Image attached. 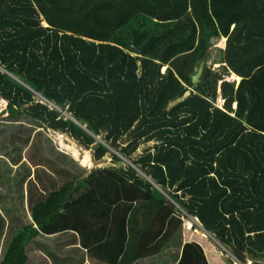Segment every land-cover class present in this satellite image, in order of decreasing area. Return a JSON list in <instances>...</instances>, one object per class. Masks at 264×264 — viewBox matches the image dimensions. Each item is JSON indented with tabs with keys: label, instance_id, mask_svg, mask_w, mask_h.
<instances>
[{
	"label": "trees",
	"instance_id": "16d2710c",
	"mask_svg": "<svg viewBox=\"0 0 264 264\" xmlns=\"http://www.w3.org/2000/svg\"><path fill=\"white\" fill-rule=\"evenodd\" d=\"M135 30L141 46L154 39L141 56ZM214 37L228 39L222 64L237 88L208 67L192 82ZM0 96L10 117L113 158L33 198L0 264H28L34 241L65 232L90 258L134 264L170 248L189 217L209 237L186 229L180 264H264V0H0Z\"/></svg>",
	"mask_w": 264,
	"mask_h": 264
},
{
	"label": "rangeland",
	"instance_id": "374dc122",
	"mask_svg": "<svg viewBox=\"0 0 264 264\" xmlns=\"http://www.w3.org/2000/svg\"><path fill=\"white\" fill-rule=\"evenodd\" d=\"M222 39L223 37L211 39L207 58L198 64L197 69L204 65L223 74L226 79L229 77V70L222 64L223 51L226 48V41H222ZM221 47L225 48L221 49ZM217 64L223 66L217 67ZM231 82L235 84L234 80ZM219 93L218 107L223 109L225 105L220 90ZM189 96L190 92L182 100L172 104L170 108L183 102ZM9 103L8 100L5 101L0 96V259L5 256L17 231L32 223L30 211L34 203L37 204L44 200L51 191L61 188L65 183L73 181L75 177L89 176L95 168L110 166L113 162L111 152H107L103 160L95 159L96 143L91 148H87L68 132L48 129L42 123L25 116L10 117L7 113ZM4 104H6L5 107ZM104 138L105 133L98 136V140ZM72 141L78 145H75L76 148H74L76 153L67 147L68 144L73 143ZM104 143L107 144L105 140ZM154 144L155 141L142 144L134 154V158L139 157L145 149L154 146ZM79 147L82 152L86 150L91 152L93 164L88 165L87 161L85 165L83 164L81 158L83 156L77 154L80 152ZM126 162L131 163L127 160ZM83 192H87V190ZM33 198L34 203H32ZM186 229L190 231L188 240L192 242L197 241L196 236L200 234L209 237V234L201 227V223L189 217L173 239L174 244L171 243L170 249L173 251L169 253L172 256L177 255L178 249L180 253L184 245L189 242ZM65 233L67 234L61 233L63 235L55 238L41 236L32 243L29 247L31 254L29 264H90L89 260L93 258L89 259L88 253L84 250L63 247L65 242L75 240L74 232ZM216 248L223 252L219 245ZM220 254L222 255V253ZM229 256V254H223V257ZM97 261L93 259L91 263H97ZM230 263L238 264L235 259H231Z\"/></svg>",
	"mask_w": 264,
	"mask_h": 264
},
{
	"label": "crops",
	"instance_id": "0c3cea01",
	"mask_svg": "<svg viewBox=\"0 0 264 264\" xmlns=\"http://www.w3.org/2000/svg\"><path fill=\"white\" fill-rule=\"evenodd\" d=\"M224 40H226V46L225 47H227V42H228V39L227 38H225V37H223V39H222V41H224ZM225 47H223V49L225 48ZM222 48V47H221ZM226 49V48H225ZM218 67V66H217ZM231 72V74L229 75V79L231 80V76H232V74H234L232 71H230ZM236 75V74H235ZM239 78V77H238ZM235 81V80H234ZM240 81H242V78H239V80L238 81H235V87L237 88L238 87V85H239V83H240ZM232 83V82H231ZM226 101L224 100V105L226 104L225 103ZM237 108V105H234V109H236ZM65 234H67V233H64V235ZM74 234V236H75V240H71V241H67V242H65L64 244H63V247L65 248V249H69V247H71V248H73V249H76V248H79L81 251H83L84 250V252H87L88 253V251L86 250V249H84L82 246H81V244H80V236H79V234H75V233H73ZM59 235H63V234H57V235H52V236H47V237H51V238H55L56 236H59ZM44 236H46V235H44ZM34 242H36V241H34ZM33 242V243H34ZM30 247V246H29ZM167 248V249H166ZM171 248V247H170ZM169 248V246L168 247H165L164 248V250L159 254V255H156V256H154V257H150V258H146L145 260H138V261H135V263L134 264H180V261H181V259H182V256H183V248L181 249V252L179 253V249L177 250V255H174V256H172L169 252L170 251H173V250H171ZM223 250H225V248H223ZM166 251V252H165ZM39 252H41V251H39ZM29 253H30V249H29ZM31 255V254H30ZM30 259H31V257H30ZM89 259H91V258H89ZM224 259V263L225 264H232V263H230V261H229V259L227 258V257H225V258H223ZM92 261H93V259H91ZM91 260H89L90 261V264H92L91 263ZM96 261V260H95ZM226 261H227V263H226ZM237 261V263L238 264H258V263H256V261H254V260H252V259H250V258H247V259H245L244 260V263H240V261H238V260H236ZM29 263H30V260H29ZM28 263V264H29ZM100 263H101V261H100ZM100 263H98V261H97V263H93V264H100ZM210 263H211V261H210ZM212 264V263H211Z\"/></svg>",
	"mask_w": 264,
	"mask_h": 264
},
{
	"label": "water",
	"instance_id": "95a60500",
	"mask_svg": "<svg viewBox=\"0 0 264 264\" xmlns=\"http://www.w3.org/2000/svg\"><path fill=\"white\" fill-rule=\"evenodd\" d=\"M133 34H134V39H133L132 43L130 44V47H131L132 49H134V51H135V55H136V56H141V55L143 54V52L145 51V49L148 48V46L151 44L152 40H154V39H151L148 43H146L145 45L141 46V45H140V35L137 33L136 30L133 32ZM171 48H172V46H169V48L165 51V53L161 56V58H164V57L168 54V52H169V50H170ZM204 68H205V66H204V65H201V66L197 69V71L191 76V78H192V82H193V84L195 85V87H197V85H198V84L200 83V81H201L202 75H203V73H204ZM239 78H240V77H239ZM225 81L231 82V80L229 79V77H227V78L225 79ZM223 82H224V81H223ZM223 82H221V85L223 84ZM220 91H221V93H222V89H221V88H220ZM225 103H226V102H225ZM252 110H253V101H252L251 99H249V108H248V110H247V112H246V117H247V118L250 116ZM194 220H195L196 222H198V223H201L199 218H196V219H194ZM201 227H202V226H201ZM202 228H203L204 231H207L204 227H202ZM207 233L209 234L208 231H207Z\"/></svg>",
	"mask_w": 264,
	"mask_h": 264
},
{
	"label": "bare ground",
	"instance_id": "6f19581e",
	"mask_svg": "<svg viewBox=\"0 0 264 264\" xmlns=\"http://www.w3.org/2000/svg\"><path fill=\"white\" fill-rule=\"evenodd\" d=\"M239 80V79H238ZM85 165V164H84ZM87 166V165H86Z\"/></svg>",
	"mask_w": 264,
	"mask_h": 264
},
{
	"label": "clouds",
	"instance_id": "9594fccd",
	"mask_svg": "<svg viewBox=\"0 0 264 264\" xmlns=\"http://www.w3.org/2000/svg\"><path fill=\"white\" fill-rule=\"evenodd\" d=\"M226 252V250H224Z\"/></svg>",
	"mask_w": 264,
	"mask_h": 264
}]
</instances>
